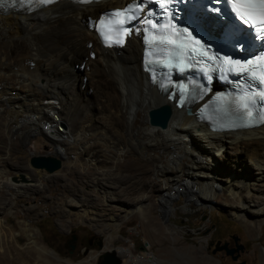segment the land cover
<instances>
[{"label": "bare ground", "instance_id": "6f19581e", "mask_svg": "<svg viewBox=\"0 0 264 264\" xmlns=\"http://www.w3.org/2000/svg\"><path fill=\"white\" fill-rule=\"evenodd\" d=\"M119 1L123 0L89 4L60 0L29 12L0 11V92L5 94L0 95V114L3 119L8 113L18 115L6 119L13 130H9L8 139H13L15 133L18 138H26L24 145H27L29 133L44 131L46 138L54 143L49 155L68 161L70 144L75 143L84 154L83 159L92 165L103 160L99 157H104L95 155V146L107 153L106 161L111 162H118L129 147H134L142 155L156 159L153 161L156 162L155 170L164 173L158 175L162 184L155 197L160 216L169 220L177 208L175 200L181 195L185 200L180 209L190 212L193 206L210 204L217 198L218 190L224 192L227 203L232 199L238 202L229 205L230 213L244 223L247 230L255 232L254 224L249 226L245 218L259 220L264 216V123L240 130H214L198 117L202 103L210 94L191 101L192 92L187 88L171 86L164 90L151 80L143 64L140 33H133L121 47L101 44L96 32L97 17L108 7L123 5ZM74 61L80 68L73 72L71 68L78 67ZM36 66L49 67V85L33 82ZM66 80L75 86L69 87ZM76 94L97 100L98 111H94L91 101L92 107L84 110V117H87L81 119L69 100ZM109 97H114L113 106L106 103ZM181 97L186 98L188 107ZM167 103L172 106L167 128L151 125L149 111ZM26 106L30 109H25ZM107 110H121V123L111 124L107 120L110 116ZM123 135L129 138L128 148L125 141L119 142ZM154 150L158 152L153 153ZM33 154L31 152L29 157ZM186 159L192 163H186ZM37 170L41 175H48L45 170ZM22 181L16 183L9 177L6 179L8 187L19 192L23 188ZM37 184L40 183H25L30 187ZM143 204L144 201L139 202L135 209L121 204L118 209L123 212V221L136 212H143ZM74 212L82 217L88 215V210ZM2 223L0 219V227ZM22 223L24 230L29 228L26 221ZM112 223L117 224L114 219ZM27 236L39 256L53 253L37 243L35 232ZM4 242L0 229L3 250ZM113 249L126 264L160 263L153 252L136 253L128 243ZM261 256L264 262V251ZM90 260L89 264H93Z\"/></svg>", "mask_w": 264, "mask_h": 264}, {"label": "rangeland", "instance_id": "374dc122", "mask_svg": "<svg viewBox=\"0 0 264 264\" xmlns=\"http://www.w3.org/2000/svg\"><path fill=\"white\" fill-rule=\"evenodd\" d=\"M73 63L78 65L71 68L74 72L80 67L78 62ZM36 67L38 69L32 74L33 82L49 85V67ZM69 80H66L69 87L75 86ZM0 95L5 94L0 92ZM23 95L28 96L26 93ZM69 100L74 103V111L79 112L81 119L87 117H84L87 106L91 108L94 104L92 108L98 111L97 100L93 97L76 94ZM74 100H80L76 102L78 106ZM113 101L114 97H109L106 103L113 106ZM107 112L112 117L107 119L111 124L121 123V110ZM7 116L3 119L0 114V219L3 222L0 229L5 240L4 250L0 248V264H89L90 259L93 264H98L100 256L107 250L106 246L110 250L127 243L134 247L136 253L153 252L159 264H264L261 256L264 251V216L259 220L245 218L249 226L254 224L256 228L255 232L247 230L246 225L229 211V205L238 202L232 199L233 203H227L224 192L217 190L215 200L206 206H193L190 212L180 209L185 200L181 195L175 200L176 211L168 220L156 209L155 197L162 184L159 177L164 174L155 170L156 162L153 161L156 159L152 160V157L129 147L118 162L106 161L108 154L95 146V155L104 157H99L103 160L92 165L83 159L80 147L71 143L70 158H64L69 159L62 161L60 171L41 175L31 166L29 155L31 152L48 155L54 143L44 136V131L29 133L27 145H24L26 138H18L15 133L13 139H8L9 130H13L6 119L11 120L18 115L8 113ZM121 138L119 142L125 141L128 148L129 138L126 135ZM191 161L186 159V163L191 164ZM159 174L161 176L158 177ZM8 177L16 183L23 180L22 191L8 187ZM28 182L40 184L30 187L25 185ZM142 196L144 200H139ZM141 201H144L143 212H136L123 221V212L118 207L122 204L135 209ZM72 209L81 213L88 210V215H76ZM112 219L117 224L112 223ZM22 221L28 223V229L24 230ZM34 232L37 243L45 245L53 253L39 256L27 236V233ZM73 235L77 237L75 242H71ZM89 239L92 240L90 245ZM98 239H102V246L97 243ZM218 241L221 244L231 241L233 248L243 245V249L236 253L239 254L238 260L233 261L219 250L214 252ZM72 244L75 248L71 253Z\"/></svg>", "mask_w": 264, "mask_h": 264}, {"label": "water", "instance_id": "95a60500", "mask_svg": "<svg viewBox=\"0 0 264 264\" xmlns=\"http://www.w3.org/2000/svg\"><path fill=\"white\" fill-rule=\"evenodd\" d=\"M172 115V106L170 104H162L161 106L151 109L149 111V123L153 126H158L160 128H167L169 125L170 119ZM45 136V135H44ZM46 137V136H45ZM27 144V143H26ZM62 157H56L54 155H36L33 154L30 164L32 167L45 170L48 173H53L61 169L62 167ZM23 179H25L24 176H22ZM99 245H103V241L99 242ZM229 243L225 242L223 244L218 241L216 243V249L217 250H226V253L228 255H232V258L234 260H237L239 255H234L236 252L239 253L240 250L243 249V245L238 244L235 248H229ZM100 262L98 264H123V260L121 257L118 256L115 249L106 250L101 256H100ZM244 264V263H242Z\"/></svg>", "mask_w": 264, "mask_h": 264}, {"label": "snow or ice", "instance_id": "6c2138e0", "mask_svg": "<svg viewBox=\"0 0 264 264\" xmlns=\"http://www.w3.org/2000/svg\"><path fill=\"white\" fill-rule=\"evenodd\" d=\"M2 2V0H0ZM41 3H47L48 0H40ZM161 8H164V4H160ZM234 7L238 12L241 13V18L244 19L245 23H248L249 20L253 21L255 23L258 19L259 23L264 25V0H236ZM127 9L124 10H117L113 13L114 16L122 17L124 15V12H126ZM119 23H123V20H119ZM146 23L151 24V21H146ZM155 27V25H152ZM157 39V38H153ZM162 41L166 40L169 44H174L175 41L168 39L167 37H160ZM241 70H243V66H241ZM261 83H264V76L260 77ZM262 98H264V92L258 93ZM249 116L252 115L251 111L248 113ZM264 118V117H262Z\"/></svg>", "mask_w": 264, "mask_h": 264}, {"label": "flooded vegetation", "instance_id": "af4514ba", "mask_svg": "<svg viewBox=\"0 0 264 264\" xmlns=\"http://www.w3.org/2000/svg\"><path fill=\"white\" fill-rule=\"evenodd\" d=\"M76 240H77V237H76L75 235H73L71 242H75ZM100 241H102V239H98V240H97V243L99 244ZM225 242H228V241H225ZM225 242H224V243H225ZM228 243H229V245H228L229 248H233V246H232V244H231V241H229ZM88 244H89V245L92 244V240L89 239ZM222 244H223V243H222ZM70 247H71L70 252L72 253L73 250H74V248H75V245L72 244ZM106 249H107V248H106ZM219 251H220V252H223V255H224V256L231 258L233 261H237V260H238V259H237V260H234V259L232 258V255H228V254L226 253V250H224V249H223V250H219ZM236 253H237V252H236ZM236 253H235L234 255H239V254H236ZM238 258H239V257H238Z\"/></svg>", "mask_w": 264, "mask_h": 264}, {"label": "built area", "instance_id": "2783aa9c", "mask_svg": "<svg viewBox=\"0 0 264 264\" xmlns=\"http://www.w3.org/2000/svg\"><path fill=\"white\" fill-rule=\"evenodd\" d=\"M45 127L47 128V125H44V128H45Z\"/></svg>", "mask_w": 264, "mask_h": 264}]
</instances>
